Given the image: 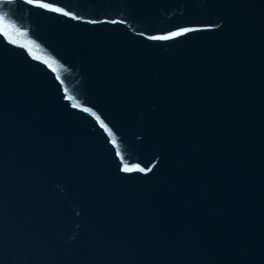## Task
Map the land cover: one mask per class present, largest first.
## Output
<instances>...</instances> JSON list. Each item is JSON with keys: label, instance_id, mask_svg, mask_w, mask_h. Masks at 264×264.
<instances>
[{"label": "water", "instance_id": "water-1", "mask_svg": "<svg viewBox=\"0 0 264 264\" xmlns=\"http://www.w3.org/2000/svg\"><path fill=\"white\" fill-rule=\"evenodd\" d=\"M0 264H264V0H0Z\"/></svg>", "mask_w": 264, "mask_h": 264}, {"label": "snow or ice", "instance_id": "snow-or-ice-1", "mask_svg": "<svg viewBox=\"0 0 264 264\" xmlns=\"http://www.w3.org/2000/svg\"><path fill=\"white\" fill-rule=\"evenodd\" d=\"M31 2L36 3L38 0H31ZM47 7H51V5H46ZM62 11V10H61Z\"/></svg>", "mask_w": 264, "mask_h": 264}]
</instances>
